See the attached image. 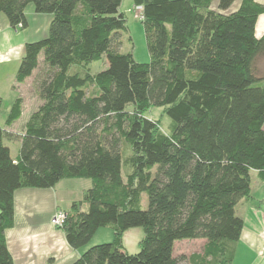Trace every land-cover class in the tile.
<instances>
[{
	"label": "trees",
	"instance_id": "trees-1",
	"mask_svg": "<svg viewBox=\"0 0 264 264\" xmlns=\"http://www.w3.org/2000/svg\"><path fill=\"white\" fill-rule=\"evenodd\" d=\"M214 1L132 0L142 7L149 55L138 62L119 50L121 0H0L13 28L27 26L30 3L52 16L47 35L25 43L16 72L24 82L42 54V103L15 158L3 139L21 115L20 95L0 126V264H13L5 231L14 191L63 178L91 183L64 210L67 243L78 249L99 227L113 232L70 264L232 263L242 228L236 205L250 195L252 170L264 180V34L254 33L264 2L241 0L226 12L234 0L215 9ZM102 56L107 67L90 73ZM151 107L164 108L167 132L143 115ZM135 226L143 236L129 253L122 236ZM196 238L206 240L202 253L174 255L175 241Z\"/></svg>",
	"mask_w": 264,
	"mask_h": 264
},
{
	"label": "crops",
	"instance_id": "crops-1",
	"mask_svg": "<svg viewBox=\"0 0 264 264\" xmlns=\"http://www.w3.org/2000/svg\"><path fill=\"white\" fill-rule=\"evenodd\" d=\"M241 0H235L232 7L226 12H231L239 6ZM263 3L264 0H254ZM217 7V0L212 3V8ZM37 13L33 5H27L25 16L27 26L25 28H13L7 18L0 14V98L10 99L11 93L14 98L11 105L19 95L18 89H12V85H23L38 70L43 67V60H38V67L27 77L24 82L16 83L15 76L20 59L24 54L25 43L41 39L47 33L51 15L48 13ZM34 24V29H29ZM29 27V28H28ZM256 37L264 34V12L259 14L254 25ZM264 63V62H263ZM264 73V65L259 66ZM23 97L21 115L9 127L7 131L11 134L22 133L23 127L30 114L42 103L36 91L20 93ZM30 100V102H29ZM10 105V107H11ZM9 107V108H10ZM1 108V106H0ZM6 118V117H5ZM22 120V126L14 129L15 123ZM5 121V119H4ZM19 149V148H18ZM10 155L15 158L18 154ZM251 192L249 196L242 198L236 205V213L242 219V228L237 241L234 244V257L231 264H264L263 231H264V180H259L257 171L250 172ZM90 180L87 178H63L53 187L37 188L25 187L14 191L13 195V226L5 231L7 249L12 257L13 264H70L89 244L104 240H112L113 232L110 227L97 229L88 244L84 247L72 248L66 241L65 234L61 228L54 227L51 216L57 209L68 210L73 201L82 199L84 192L90 187ZM101 230V231H100ZM98 232V233H97ZM126 232V231H125ZM123 233L122 241L126 248ZM95 236V238H94ZM92 238H94L92 240ZM92 240V241H91ZM206 240L203 238L183 239L174 242V255H185L202 253ZM180 246V251H176ZM127 249V248H126Z\"/></svg>",
	"mask_w": 264,
	"mask_h": 264
},
{
	"label": "rangeland",
	"instance_id": "rangeland-1",
	"mask_svg": "<svg viewBox=\"0 0 264 264\" xmlns=\"http://www.w3.org/2000/svg\"><path fill=\"white\" fill-rule=\"evenodd\" d=\"M234 2H235V0L233 1V3ZM214 3H215V1L213 2V4ZM233 3L230 5V7L227 10H229L232 7ZM28 5H32V4L30 3ZM135 6L136 5L133 4L132 0H121V2H120L119 11L123 12L126 16L127 30L121 32L119 50L122 52L131 51L136 61L147 62L149 60V55H148L146 41H145L143 24H142L141 20L138 18L139 11L136 9ZM40 15H43V13ZM29 27H31V28H29ZM29 27H28L29 29H34V24H31V26H29ZM21 28H17V29H21ZM47 33H48V28H47ZM47 33H46V35H47ZM45 36H43V37H45ZM43 37H40V38H43ZM38 60H43V56L41 53L38 56ZM258 64H260V66L264 65V63L261 59L258 61ZM106 67H107V60H106L105 56H102L99 60L90 63L88 70L90 71V73H96L97 71H100ZM42 68H43L42 66H39L38 70L35 72V74H33V76L29 80H27L23 85H19V86L14 85V89H18L20 91V93L24 92L27 94L28 97H31V96H29V91H31V92L36 91L37 81H38V79H40L41 73L43 71ZM87 90L90 92L92 90V88L89 87V88H87ZM20 93H19V95H20ZM36 94H37V92H36ZM11 95H12L11 98L10 99L5 98L3 101L4 103H2V105H1V108H0V126H4V119L8 113L9 107L11 105V100H12V98H14L13 93H11ZM33 98H35V95L33 96ZM33 98L31 97V100L34 102L35 100H33ZM22 99H23V97H22ZM29 102H30V100H29ZM128 108H130V107H128ZM143 115H145L146 117H148L150 119L156 120L159 123L160 128L163 131H165V132L168 131V125H169L170 120L165 115L164 108H162V107H151L147 111H145V113ZM21 126H22V120L15 123L14 129L18 130L17 132H19V130H20L19 128H21ZM9 127H6V130ZM11 135L18 137V134H15V133L11 134ZM17 139L16 138L10 139L9 137H4V139H3V142L9 147L12 155H14L16 150L19 148V142ZM141 203H142L143 207H145L147 204V198H146V195L144 193L142 194ZM59 210H62V209H57L52 214L51 219L53 218L55 213ZM51 219H50V222H51ZM51 224H52V222H51ZM105 227H109V226H102V227H99L98 229H106ZM56 228H59V227H56ZM125 233L126 234L124 235V240H125V244H126V248H127L126 250L129 253L138 252L139 241L141 240V238L143 236L142 228L139 226L131 227V228L127 229ZM95 235H98V234L95 233ZM94 238H95V236H94ZM94 238H92V240ZM108 241H111V239L100 241L97 243H92V244H89L88 246L93 245V244L102 243V242H108ZM176 251H180V246H177Z\"/></svg>",
	"mask_w": 264,
	"mask_h": 264
},
{
	"label": "built area",
	"instance_id": "built-area-1",
	"mask_svg": "<svg viewBox=\"0 0 264 264\" xmlns=\"http://www.w3.org/2000/svg\"><path fill=\"white\" fill-rule=\"evenodd\" d=\"M136 9L139 11L138 13V18L140 20L143 19V14H142V7L141 6H135ZM22 25L19 23L18 25H16V29L17 28H21ZM65 212L63 210H59L55 213V215L53 216V218L51 219L52 225H54L55 227H59L61 228L64 220H65ZM262 251H264V231H263V245H262Z\"/></svg>",
	"mask_w": 264,
	"mask_h": 264
}]
</instances>
